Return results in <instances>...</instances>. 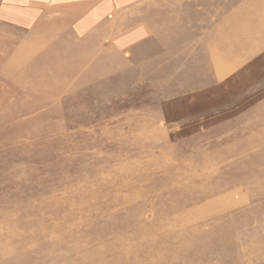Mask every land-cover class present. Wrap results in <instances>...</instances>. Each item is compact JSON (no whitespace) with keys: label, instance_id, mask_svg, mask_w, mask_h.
I'll use <instances>...</instances> for the list:
<instances>
[{"label":"rangeland","instance_id":"rangeland-1","mask_svg":"<svg viewBox=\"0 0 264 264\" xmlns=\"http://www.w3.org/2000/svg\"><path fill=\"white\" fill-rule=\"evenodd\" d=\"M149 5L154 32L122 49L78 43L67 31L0 27V264H103L98 256L118 250L107 244L129 235L92 236L114 214L106 211L144 202L142 217L150 216L158 191L135 177L178 167L198 177L195 155L213 169L227 171L229 162L228 173L247 172L231 193L201 203L219 199L234 209L188 207L191 224L209 218L197 231L176 226L184 238L168 259L145 264H264V0ZM212 45L213 56L228 59L222 66L229 73L219 79L214 70L213 82L193 85L189 62ZM235 59L243 61L235 66ZM216 149L225 162L216 164ZM127 182L131 187L115 190ZM218 214L249 222L218 243L211 241L225 233L212 229ZM206 231L214 233L203 238Z\"/></svg>","mask_w":264,"mask_h":264},{"label":"bare ground","instance_id":"bare-ground-1","mask_svg":"<svg viewBox=\"0 0 264 264\" xmlns=\"http://www.w3.org/2000/svg\"><path fill=\"white\" fill-rule=\"evenodd\" d=\"M248 15H250V14H246V16H248ZM216 42H217V44L218 43L220 44V42H221V44L224 43L225 42L224 35H222V36L219 35V38H217ZM239 44H240L239 41H234V43H232V48L235 49L236 47L240 46ZM214 47H215V45H214ZM214 47H213V45L209 46L208 50L206 52L202 53L199 56V58H197L195 61L189 62V63H191V66L193 67L192 68L193 72H195V75L194 76L192 75L193 80L195 79L194 82L192 83L193 85L210 84L211 82H213V80L216 77H213L212 72L216 71L215 73L217 74V76H219L218 77L219 79L229 73L228 71L223 70V66H222V64H225L228 62V59L227 58L226 59H222V58L220 59V58H216V56H213V52L215 50ZM223 61L225 63H222ZM242 61L240 59H235L234 65L236 66V64L241 63ZM202 68L204 69L205 73H203L200 76L198 71L201 70ZM29 89H32V88L30 87ZM40 105H41V102H39V100H38L35 104L33 103L32 106H30V105H28V106H29V109H31V108H37V106H40ZM25 111L22 110V112H25ZM208 131H210V128L208 129ZM210 132L212 133V131H210ZM50 133H54V132H50ZM24 135L27 136L26 134H24ZM241 149H242V147L240 146V150ZM193 153L194 152L192 151V154ZM195 157L199 161L200 171L203 170L202 174H200V176H198V177H194V176L189 175V174H187V175L179 174V172H177L178 168H179L178 166H177L178 168L173 169L171 172H167L166 170H163L161 168L160 169L161 170L160 176H159V174H157L159 177H156L157 175L155 176V172L157 171V169H153L151 172H149L144 177H138V176L135 177L136 180H139V181L147 180V183L148 182L150 183V190L149 191H158L157 196H155L152 200L153 201L152 207L154 208V210H153L154 212L148 217H145V216L142 217L141 210L143 211V205L145 204L144 202L137 203L136 205H126V206H124L122 204V206L124 207V209H122V210H116L117 209L116 206L114 207V210H110V209L108 211L105 210L106 211L105 214H107V215L113 214V213L114 214L110 215V218L105 219L97 229L93 230L92 236L93 237L110 236V237L114 238L113 236H116L118 233H122V232H129V235L126 237L117 238V239H120V243H117V241H115V242L111 241L110 243H108L107 244L108 248L112 249V248L116 247V249H118V250H116L114 253L111 250H108L107 251L108 253L106 256L99 257L98 255H96V256H98L97 262L103 263V264H145L147 262L159 261L160 259H166L167 260L168 257L172 253L170 250L171 246H173L174 243H176V241H178L181 237L184 238V236L180 237V235H176L173 232L175 227L181 225V226L189 228L190 226H192L197 231V228H198V230H200L199 227L204 225V223L206 221L205 219L209 218V217H203V218H200L197 222H195V223L192 222L193 224H191V222H189V220H187L184 216L185 214L188 215L189 213H191L189 211H193L192 209L189 210L188 207H195V205H201V210L203 212V211H207L213 203V204L219 206V208H220L219 213L221 211L228 212L229 210L234 209L233 207L235 205L233 203H232V205H230L231 203L225 204V203H223V201H219V199L216 201H211V202L209 201V203H206V202L203 204H201V203L205 199H208V198L213 197V196H217V194L219 195V194L226 193V192L231 193L233 188H235V186L232 184V182L235 179L243 178L245 176L247 178V174H246L247 172H245L244 169L243 170L239 169L237 171L232 170L228 173L227 171L229 169L231 170V168H232L231 164H229V162H228L229 169L227 171L222 169L224 167L223 164H222V166H220L222 170H220V168H218V167L213 169L211 164L209 163L208 160H206L207 158L204 155H201V157L199 155H195ZM212 158H215L216 164L225 162L224 157H221L219 155L218 149H216L215 152L212 153ZM231 162H233V161H231ZM183 164H185V163H183ZM183 167H186V166L184 165ZM190 172H191V169H190ZM116 181H115V184L117 183ZM182 184L183 185L185 184L187 186L189 185V186L186 188H183V187H181ZM128 185L129 184L127 182V185L122 184V185L116 187L115 190L116 191L119 189L125 190L128 187H131ZM142 185H143V183H142ZM146 186H149V185H146ZM167 186L169 189L163 190ZM179 186H180V188H179ZM113 187H115V186H113ZM135 192H137L136 189H135ZM98 193H97V195H98ZM118 193H119V191H118ZM135 195H137V194H135ZM105 199H108V198H105ZM225 199H223V200H225ZM126 200H128V199H126ZM225 202H226V200H225ZM109 204H110V202H109ZM217 206H215V208ZM186 209H188V212L184 214V211ZM215 211H216V209H215ZM98 212H99V210H98ZM177 213H182L183 215L177 214ZM76 214H78V213H76ZM221 215L222 214H218V216H216L215 218L210 217V218L217 220V224L212 226V229H218V227L222 226L221 229L224 228V230H225V233L222 232L221 235H219V237H217V238L212 237L211 238V241H217L218 243L219 242L224 243L230 239V237H227V234H226V232L229 229H234V227H236L239 223L246 224L249 222L248 219L244 218L245 215H241L240 217H236V215H235L233 218H231L232 221L231 220L226 221L225 219H223V217L226 214L223 216H221ZM193 228H189V229H193ZM213 233L214 232H207L206 231L204 233H201L200 235L203 238L204 237L210 238ZM193 237H194L193 235L188 236V238H190V239H193ZM163 248H165L167 250L165 253L166 256H163V255L161 256V250ZM134 250H140V253H137ZM141 250H144L145 252H143ZM149 264H151V263H149Z\"/></svg>","mask_w":264,"mask_h":264},{"label":"crops","instance_id":"crops-1","mask_svg":"<svg viewBox=\"0 0 264 264\" xmlns=\"http://www.w3.org/2000/svg\"><path fill=\"white\" fill-rule=\"evenodd\" d=\"M151 1L0 0V27L31 33L67 31L78 43L122 49L154 32L155 23L151 28L148 22Z\"/></svg>","mask_w":264,"mask_h":264}]
</instances>
